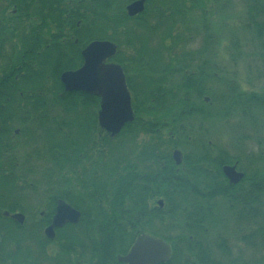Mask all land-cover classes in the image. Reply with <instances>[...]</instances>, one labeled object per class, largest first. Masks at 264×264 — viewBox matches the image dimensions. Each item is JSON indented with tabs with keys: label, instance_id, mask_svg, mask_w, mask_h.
Wrapping results in <instances>:
<instances>
[{
	"label": "trees",
	"instance_id": "trees-1",
	"mask_svg": "<svg viewBox=\"0 0 264 264\" xmlns=\"http://www.w3.org/2000/svg\"><path fill=\"white\" fill-rule=\"evenodd\" d=\"M133 1L7 0L1 9L0 104L55 103L66 111L74 103L96 111L98 97L66 92L59 76L78 69L88 43L106 40L117 46L111 61L124 72L134 120L116 138L107 137L104 177L89 179L93 169L83 166L90 158L83 144L99 133L96 118L90 135L79 138L61 118L36 116L44 148L41 166L31 167L26 158L21 163L14 152L8 169L0 163V264H121L117 258L143 233L172 246V259L162 264H259L232 257L221 261L218 255L219 250L230 253L231 233L248 246L257 240L264 246V140L247 133L259 134L264 127V92L244 91L218 61L219 39L208 22L207 0H146L144 11L129 17L125 7ZM239 1L246 10L243 28L264 59V0ZM42 6L53 31L38 28ZM190 16L199 23L189 22ZM196 30L201 43L193 48ZM229 40V58L236 59L239 39L231 32ZM138 111L147 113L146 123H139ZM235 114L243 123L227 124L235 141L231 153L209 142L205 125L228 122ZM22 118L14 115L10 122L21 124ZM0 119L7 128L6 118ZM143 133L147 140L133 157L108 165L107 151L113 152L115 141H135ZM254 140L257 150L248 151ZM174 150L182 154L179 166L171 158ZM74 165L83 172L76 185ZM225 165H236L244 174L238 184L224 177ZM17 181L44 186L26 191L27 199H41L35 209L18 202L24 191L15 188ZM157 199L162 209L154 204ZM57 200L80 210L82 217L48 240L44 230ZM4 211L24 214V223L4 217ZM212 233L214 244L207 240Z\"/></svg>",
	"mask_w": 264,
	"mask_h": 264
},
{
	"label": "rangeland",
	"instance_id": "rangeland-1",
	"mask_svg": "<svg viewBox=\"0 0 264 264\" xmlns=\"http://www.w3.org/2000/svg\"><path fill=\"white\" fill-rule=\"evenodd\" d=\"M223 2L224 0H207L205 2L208 22L210 26H212L214 32H216L219 39L218 52L220 55V59L218 61H220L221 65H224L226 67L228 76L233 77V79L237 81V83H239L244 91H254L258 94H262L264 92V59L261 54L263 53L262 50L257 46V43L253 41L251 33L248 32L249 29L243 28L247 23L245 6L239 0H231V2L226 5H224ZM189 19V22L194 21L196 23H199L198 19H195L194 16H190ZM196 25L197 24H191L192 27H196ZM231 32L237 35L240 47L238 57L232 60L229 58L228 53V49L230 46L229 37H231ZM198 33V30H196L194 33V42L192 43L193 48L198 47L201 43L200 34ZM108 63L116 64L114 63V61H110ZM215 87L219 88V85L215 83ZM58 107L59 110H55L54 114L50 115L51 120L53 118H61L60 120L68 123V126L70 127H68V129H70L69 131L71 135H78L79 138H86L90 135V128H92L94 125L96 112L94 111L92 106L80 105V107H78L73 103L67 108L66 111H63L62 107ZM97 107L98 104H96V108ZM137 115L139 118V123H146V119H148L147 113L138 111ZM228 123L229 125L234 126V124L243 122L241 121L239 115L235 114L228 120V122L223 120L215 122L213 121L207 123L208 125H205V127L210 130L207 137L209 138V142L211 144L216 145L222 149H227L231 153H233L231 147L235 143V141L234 136L228 129ZM195 124L197 125L198 123L195 122ZM163 131H165V133L168 132V128ZM250 131L247 132L246 130V132L249 135H252L253 138L258 136L263 138L264 140V127L260 128L259 134H253ZM147 135L148 134L143 133V135H140L135 141H131L130 139L122 137L121 139L115 141V143H113V152L108 154L107 151V163H110L108 165L112 166V164L115 162L122 161L123 159L129 160V158L133 157L134 154L138 151L140 145L145 143V140H147ZM51 138L52 140H56L58 139V136L53 135V137ZM192 138L194 139V137ZM255 140L247 145L248 151L255 152L257 150L258 147L255 144ZM21 152H25V149H22ZM20 155H22V153H20ZM38 163L39 164L37 167L39 168L41 166V163L39 161ZM88 169L90 170L89 167ZM35 177L37 180L39 179L37 176ZM39 187L41 188L44 186L38 185V188ZM40 200V198L29 197V199H27L26 206L28 208L30 207L32 209H35V207L39 205ZM157 201L158 199L155 200V205H157ZM28 208L26 209L30 211L31 209ZM157 229L159 228L157 227ZM214 236L215 234L212 233L207 239L211 242V244H214ZM28 243L29 241H25V244ZM229 243L231 245V248L228 255L222 253V251L220 250L218 255L217 248L213 247L215 254L217 253L221 261H227L230 257H232L234 259L252 260L253 262L259 264L260 262H263L264 246L260 244L259 240H257L252 246H248L243 242H238L234 234L231 233L229 237Z\"/></svg>",
	"mask_w": 264,
	"mask_h": 264
},
{
	"label": "water",
	"instance_id": "water-1",
	"mask_svg": "<svg viewBox=\"0 0 264 264\" xmlns=\"http://www.w3.org/2000/svg\"><path fill=\"white\" fill-rule=\"evenodd\" d=\"M146 0H136L127 5L126 13L134 17L144 11ZM117 46L110 41H93L82 51L83 64L74 71H66L60 75V83L66 92H83L100 99L98 113L99 127L111 137L118 135L124 126L134 120L131 97L128 91L125 76L118 64L107 63L114 58ZM175 165L181 163V153H173ZM222 174L230 184H238L244 177L237 171L236 165H225ZM162 205V201H159ZM4 216L17 222L24 223L23 214L16 213ZM80 213L63 200L56 203L55 213L50 224L45 228L44 235L48 240L55 238V230L67 224L77 225L80 222ZM172 246L163 239H158L150 234L139 235L129 252L119 256L117 261L121 264H162L172 259Z\"/></svg>",
	"mask_w": 264,
	"mask_h": 264
},
{
	"label": "flooded vegetation",
	"instance_id": "flooded-vegetation-1",
	"mask_svg": "<svg viewBox=\"0 0 264 264\" xmlns=\"http://www.w3.org/2000/svg\"><path fill=\"white\" fill-rule=\"evenodd\" d=\"M6 1L7 0H0V11H1V9H3L5 7V5H7ZM126 7H127V5H126ZM126 7H125V9H126ZM41 10H42V13H41L39 21H38V28L43 30L46 26H48V28L49 29L51 28V30L53 31L55 26L53 24L49 23L47 20H45L46 9L44 10L43 6H42ZM80 25H81V22L76 23L77 28L80 27ZM65 30H66V28H65ZM93 41H106V40H93ZM93 41H91V42H93ZM76 42H77V40L74 41V43H76ZM80 55H81V52H80ZM110 61L111 60L107 61V63ZM82 64H83V59H82L81 65L78 68H80L82 66ZM59 78H60V76H59ZM13 110H18V111H13ZM55 110H57V111L59 110L58 105L55 103H46V104L27 103V104H21L20 106H17V107H14L8 103L0 104V116L3 115L6 118L5 120H7V122H5V123L8 125V127L5 128V127H3V125L0 124V132H1L0 133V147L7 148V149L0 151V163H3L5 165V167H7V169H8L10 166V163H11V154L14 152L17 155V157L19 158V161L21 163H23L22 162L23 158H26V159H28V163L31 167H37L39 164L38 161L41 162L39 159L41 157L40 155L43 152L44 148L42 145V141H40L38 139V135L41 133V130H40L41 128H38V126L36 127V125L39 121L36 116L40 117V116L53 115ZM95 110H96L95 118L97 121V126L99 128V133L92 134L90 136V140H88L86 143L83 144L84 151L87 153V155L90 156V158L87 161H84L85 163L83 162V166L85 168H87V170L89 167L90 172L93 169L91 173L87 174L89 179L97 178V177L102 179L104 177L103 166H104V163L106 162V147H107L106 139H107V137L110 139H114L119 134L114 136V137H111L107 132H105L104 130H102L99 127L98 113L100 110V102L98 103V107L97 108L95 107ZM18 114L24 117V118H22L23 124L10 122V119H13V116L18 115ZM2 119H0V122L2 121ZM44 119L48 120V117H45ZM13 147H14V149H13ZM71 147H72V152H73L72 155L74 156L75 151H76V143H72ZM55 148H57V146ZM22 149H25V152H21ZM55 151L57 152V150L54 149V152ZM174 151L171 154L172 160H173ZM20 153H22V155H20ZM79 158H82L81 154H79ZM17 161H18V159H17ZM17 161H14V163L18 166ZM181 161H182V154H181ZM173 162H174V160H173ZM237 171H239V170H237ZM239 172H241V171H239ZM10 173H11L10 171L6 172V174H7L6 176H8V174H10ZM82 173L83 172L79 168V166L73 167L72 177L74 179L73 180L74 185H76L75 179L79 176L81 177ZM85 174H86V172H85ZM32 178H33V174L30 175V179H32ZM10 179H11V177H10ZM149 180H150L149 186H151L152 183L154 182V180L151 178H149ZM14 185L16 186L15 188L17 190L24 191V193L21 194L23 196L19 195V196H21L22 199H18V202L22 205H26L27 204V197L25 196L26 191L29 189L30 190L31 189L32 190H38V185H41V184H37V183H35V184L28 183L27 184L26 182L22 183L20 181H17V182H15ZM159 201H162V200L159 199L157 201V206L159 209H162L164 206L163 201H162V205L158 204ZM56 203H55V207H54V213H55ZM71 207L73 209H75L76 211H78L81 215L80 217H82V212L80 210L74 208L73 206H71ZM5 212L6 211H4L1 214L4 216ZM16 213H20V212L8 213V214L11 216V215L16 214ZM54 213H53V215H54ZM20 214H22V213H20ZM42 215H43V213H41V216ZM4 217H6V216H4ZM24 217H25V215H24Z\"/></svg>",
	"mask_w": 264,
	"mask_h": 264
}]
</instances>
